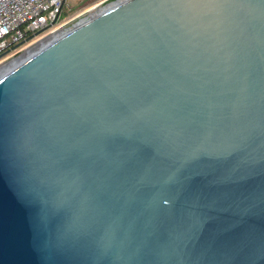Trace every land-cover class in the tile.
<instances>
[{
    "label": "water",
    "instance_id": "obj_1",
    "mask_svg": "<svg viewBox=\"0 0 264 264\" xmlns=\"http://www.w3.org/2000/svg\"><path fill=\"white\" fill-rule=\"evenodd\" d=\"M1 68L0 264H264V0H123Z\"/></svg>",
    "mask_w": 264,
    "mask_h": 264
},
{
    "label": "built area",
    "instance_id": "obj_2",
    "mask_svg": "<svg viewBox=\"0 0 264 264\" xmlns=\"http://www.w3.org/2000/svg\"><path fill=\"white\" fill-rule=\"evenodd\" d=\"M120 1L93 0L63 15L69 0H0V67L50 37L71 30L92 11Z\"/></svg>",
    "mask_w": 264,
    "mask_h": 264
},
{
    "label": "bare ground",
    "instance_id": "obj_3",
    "mask_svg": "<svg viewBox=\"0 0 264 264\" xmlns=\"http://www.w3.org/2000/svg\"><path fill=\"white\" fill-rule=\"evenodd\" d=\"M101 10H102V8H101V9H98L97 11H93V12H91L87 17H85L84 19H82L80 23H82V22H84L85 20H87V19L93 17L94 15L98 14L99 11H101ZM59 35H60V34H57V35H55V36H52V37H50L49 39L45 40V41H44L43 43H41L40 45H38V46H36V47H32V48H30V49H29V50H28V51H27V52H26L21 58H19L18 60H13V61H11V62H8V63L4 64V65L2 66L1 69H3V68H9L10 66L13 65L14 62H18V61L22 60L23 58H25V57L28 56L29 54L33 53L34 51L38 50L40 47H42L43 45L47 44V43L50 42L53 38H55L56 36H59Z\"/></svg>",
    "mask_w": 264,
    "mask_h": 264
},
{
    "label": "rangeland",
    "instance_id": "obj_4",
    "mask_svg": "<svg viewBox=\"0 0 264 264\" xmlns=\"http://www.w3.org/2000/svg\"><path fill=\"white\" fill-rule=\"evenodd\" d=\"M69 1L70 2L65 6L63 15L70 14L75 10H77L78 8H80L81 6L89 4L93 0H69Z\"/></svg>",
    "mask_w": 264,
    "mask_h": 264
}]
</instances>
